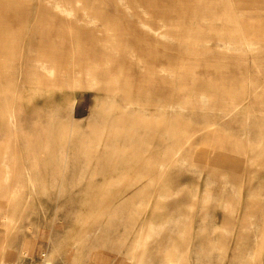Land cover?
<instances>
[{"label": "rangeland", "instance_id": "rangeland-1", "mask_svg": "<svg viewBox=\"0 0 264 264\" xmlns=\"http://www.w3.org/2000/svg\"><path fill=\"white\" fill-rule=\"evenodd\" d=\"M0 37L4 264H264V0H0Z\"/></svg>", "mask_w": 264, "mask_h": 264}, {"label": "bare ground", "instance_id": "bare-ground-1", "mask_svg": "<svg viewBox=\"0 0 264 264\" xmlns=\"http://www.w3.org/2000/svg\"><path fill=\"white\" fill-rule=\"evenodd\" d=\"M5 1V0H4ZM3 2V1H2ZM4 3V2H3ZM9 3V2H8ZM14 3H16V2H14ZM5 4V3H4ZM12 4H13V2H12ZM14 5V4H13ZM55 8H57V9H60V3H59V5L58 4H56L55 5ZM71 10V9H70ZM49 11V10H48ZM48 11H46L45 10V12H48ZM71 11H73V10H71ZM44 12V13H45ZM11 13V16H12V18L14 19H17L18 18V16H16V14H14V12H10ZM9 15V13L7 14V16ZM10 16V17H11ZM9 17V16H8ZM68 18V17H67ZM81 20V19H80ZM88 24H90V23H88ZM3 25V24H2ZM3 28V27H2ZM6 44H10V46H12L11 48H10V50L12 51L13 50V47H14V44H15V42L14 41H12V40H7V39H4L3 37H0V46H5ZM17 45V44H16ZM1 48V47H0ZM41 70H45V71H47L48 70V68L47 67H45V66H42L41 67ZM47 83V82H46ZM50 231V230H49ZM9 237V234H8V231H7V229H6V233H5V239H3L4 240V242L2 243V244H4V243H6V240H7V238ZM1 242V241H0ZM92 249V248H91ZM135 249V248H134ZM133 249V250H134ZM0 264H4V262L2 261V260H0ZM41 264H47L46 263V260H45V255H44V257H43V259H42V261H41ZM49 264V263H48Z\"/></svg>", "mask_w": 264, "mask_h": 264}, {"label": "built area", "instance_id": "built-area-1", "mask_svg": "<svg viewBox=\"0 0 264 264\" xmlns=\"http://www.w3.org/2000/svg\"><path fill=\"white\" fill-rule=\"evenodd\" d=\"M43 257H44V256L41 255V257H39V260H40V261H37V262H35L34 264H41V261H42Z\"/></svg>", "mask_w": 264, "mask_h": 264}]
</instances>
